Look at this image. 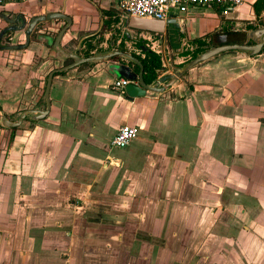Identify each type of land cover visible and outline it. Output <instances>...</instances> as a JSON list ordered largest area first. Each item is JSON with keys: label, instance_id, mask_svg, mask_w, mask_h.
I'll return each mask as SVG.
<instances>
[{"label": "crops", "instance_id": "obj_1", "mask_svg": "<svg viewBox=\"0 0 264 264\" xmlns=\"http://www.w3.org/2000/svg\"><path fill=\"white\" fill-rule=\"evenodd\" d=\"M11 1L0 14L17 6L26 19L69 16L71 28L60 42L67 53L84 49L79 45L85 38L72 50L63 46L88 32L97 33L88 48L92 55L117 50H109V27L115 26L119 44L151 36L166 49V42L171 50L179 46L170 63L161 56V69H167L158 71L157 80L191 59L178 52L192 53L193 41L208 45L209 34L251 26L264 16L254 14L256 0L231 10L190 9L156 36L127 30L129 18L116 0ZM45 22L12 52L9 66L0 65V111L8 117L44 110L47 76L68 62L53 48L60 30L38 29ZM221 55L157 97L133 101L113 88L120 77L109 71L111 59L54 74L44 119L29 115L16 128L0 126V264H264V219L253 213L264 215V164L255 165L249 153L264 157V105L257 106L264 53L241 60ZM181 58L188 61L179 63ZM126 65L133 71L135 65ZM121 125L136 127L137 135L119 149L110 143ZM227 161L246 163L257 176L229 190ZM226 210L235 215L226 219ZM188 239L187 250L179 247Z\"/></svg>", "mask_w": 264, "mask_h": 264}, {"label": "water", "instance_id": "obj_2", "mask_svg": "<svg viewBox=\"0 0 264 264\" xmlns=\"http://www.w3.org/2000/svg\"><path fill=\"white\" fill-rule=\"evenodd\" d=\"M51 20H60L65 23L64 27L58 32L53 48L60 54L62 61L70 60L73 63L52 70L46 79L44 93L42 101L45 103L46 107L44 110H24L16 114L10 120L6 115L0 111V126L6 129H12L18 127L22 121L30 115L32 121H39L44 119L50 108L49 103V90L51 87V82L54 74L67 72L69 70L75 69L83 64H93L95 62H101L105 60H113L114 64L108 67L109 71L114 75H117L120 78L126 79L129 83L124 88V93L128 101H133L135 98L141 97H157L159 94L165 90L172 87L177 81L182 78L187 72L196 68L197 66L213 59L214 57L221 55L226 52L231 53V58L233 60H241L246 58H252L260 53L264 49V26L255 30H250L247 32L245 42H253L252 45H238L237 41L240 40L238 34L231 36L232 40H226L227 42L232 41L235 44H223L219 46H212L205 49L202 53L197 55L195 58L189 60L187 63L183 64L178 68L177 71L173 72L171 75H166L156 80L152 85L145 84L143 80V67L141 62L134 57L131 53L122 52L119 50H112L107 53H98L96 55H91L89 57L81 58L77 54L78 47L71 53H67L61 48V39L69 29L72 24V20L69 16L63 13H50L46 16H40L32 18L26 31V44L29 43V36L33 31L34 27L39 22L51 21ZM174 24V21L168 20L166 22L160 21H150L144 19L129 18L126 20V28L129 31L136 32H148L155 34L156 36L163 34L165 27ZM125 37L129 38V34L125 33ZM229 37V36H228ZM230 38V37H229ZM26 46V45H24ZM80 47V45H79ZM23 47H15L14 49L18 50ZM124 59L120 61L119 59ZM125 63V64H124ZM128 63L136 65L139 68L138 74L134 73L129 67ZM163 71V69H161Z\"/></svg>", "mask_w": 264, "mask_h": 264}, {"label": "rangeland", "instance_id": "obj_3", "mask_svg": "<svg viewBox=\"0 0 264 264\" xmlns=\"http://www.w3.org/2000/svg\"><path fill=\"white\" fill-rule=\"evenodd\" d=\"M26 0H23V1H11L13 3H21V2H25ZM104 3L108 2V3H113L114 4V1L115 0H103ZM17 6H13L11 8H7V9H11L10 11L9 10H6V11H2L1 13L5 16H7L9 19L12 18L15 14H17V12L15 11H18L19 9L16 8ZM250 8V6L248 4H245L244 7L242 8V11L246 14H248V9ZM24 18H29L27 16H24ZM263 21H264V16L263 17H260V18H256V19H252L251 20V23L250 25H261L263 24ZM10 22V21H8ZM91 24H95V21ZM64 25V22L63 21H60V20H53V21H49V22H45V23H42L38 29H42V30H46L47 28H53L54 29V34L56 35L57 32L59 31L60 28H62ZM10 23H5V21L1 20L0 19V30L2 29H7V35H5L1 41H0V65H4V66H9L10 64V60H13L11 59V55H13L12 52H14L16 49L14 48H11L13 45H23L24 44V34L23 32L21 31V29H16L17 27H10ZM246 25L245 24H236L235 25V29H242L244 28ZM19 27V26H18ZM71 28V27H70ZM69 28V29H70ZM120 29H123L122 28V25L119 26ZM16 29V30H15ZM36 29L34 34L31 36L32 38L35 37V33L36 31L38 30ZM109 29L112 30L113 32V36H115L116 32L119 31L117 30L116 26L111 28L109 27ZM15 30V31H14ZM80 36V35H79ZM78 36V37H79ZM102 39L104 38H101V39H98V42L97 40H95V42L93 44H95V46H98L99 45V41H103ZM109 39H110V36H109ZM76 40H72L70 41L69 43L65 44L63 46L64 49H69V50H72L73 49V46H76ZM63 41H65V37L63 38ZM62 41V42H63ZM121 44H119L118 42L116 43V41L113 39V48H116L117 50H121V47H120ZM124 45V49L123 50H126L125 52H129V53H134L136 55H141V52L138 50V49H135L131 43H128L127 44L123 43ZM7 46H10L9 48H4V47H7ZM1 47H3L4 49H1ZM179 46H176L174 50H171L170 47H168V49L164 48L163 45H161L160 43L156 42V43H148L147 44V48L150 49L151 51L157 53L158 55H160V57L162 56H165V59L164 61L166 63H170L169 62V58H173L175 56L174 53L175 50L178 49ZM180 51V50H179ZM78 54L80 53L81 55L84 53L83 52V49L82 50H78L77 51ZM263 53H264V49H263ZM225 55H229V54H224V55H221V57H224ZM232 55V54H230ZM261 59V58H260ZM188 59L187 58H181L179 60V63H185L187 62ZM238 63H241V62H238ZM54 65V68H57L55 67L56 66V63L53 64ZM233 65H240V64H233ZM173 66H176V65H173ZM178 66V65H177ZM252 66V65H250ZM248 68H250L248 65H247ZM8 68V67H7ZM167 68L166 67H163V70L165 71ZM42 82V83H41ZM241 83V81L239 82ZM39 84L41 87H39ZM43 85H44V80L43 81H40L38 82V90L39 89H43ZM115 92V91H114ZM262 99H258L261 104H258L257 103V106L259 107H263L264 105V93H263V96H261ZM14 115L11 116V118H13ZM253 120H255L253 118ZM252 148V147H251ZM118 150V149H117ZM249 150V148L246 147V152ZM115 152V150H112ZM252 152V156L255 157V159L257 158V160L255 161V165H263L264 164V157H263V152L262 153H259V154H255L253 153V151H250L249 153L251 154ZM228 160V158H227ZM229 161V160H228ZM227 161V168H229V177H227V180H229V182L226 183V186L228 187L227 189L231 190L230 188L231 187H235V184L236 185H239V184H242L244 186L247 185L248 183V180H250V178H252L253 176L256 177L257 174H256V168L254 170V173L253 172H249V170L251 169V167H247V164L246 163H242L240 161H238V163L234 162V161H231V162H228ZM254 160H252L253 162ZM254 165V166H255ZM230 166V167H229ZM240 178H241V181H240ZM241 182V183H240ZM230 187V188H229ZM255 194L258 195V193L256 192ZM260 195H258L259 197ZM263 212V211H262ZM226 216L227 218L226 219H229V218H232V216H234L235 214L233 213L232 210H226ZM253 213L255 214V218L257 219H264V215L261 214V212H257V211H253ZM228 229V228H227ZM184 241V240H183ZM182 241V242H183ZM181 242V243H182ZM179 243V247L180 246H183L185 250L188 249V246H190L192 244V241H190V239H188L186 242H183L182 244Z\"/></svg>", "mask_w": 264, "mask_h": 264}, {"label": "built area", "instance_id": "obj_4", "mask_svg": "<svg viewBox=\"0 0 264 264\" xmlns=\"http://www.w3.org/2000/svg\"><path fill=\"white\" fill-rule=\"evenodd\" d=\"M17 1V0H15ZM118 9L127 18L166 22L174 15L187 13L190 9H207L215 6L231 10L243 4V0H116ZM9 0H0V10ZM145 41L150 43L151 36ZM129 82L120 78L113 82L114 89L122 90ZM137 135V128L121 125L111 140V146L122 149Z\"/></svg>", "mask_w": 264, "mask_h": 264}, {"label": "trees", "instance_id": "obj_5", "mask_svg": "<svg viewBox=\"0 0 264 264\" xmlns=\"http://www.w3.org/2000/svg\"><path fill=\"white\" fill-rule=\"evenodd\" d=\"M252 9L254 11V14L258 17L261 15V12H264V0H256L253 4H252ZM112 12V11H110ZM114 24H117L118 21L114 19ZM109 26H111V23H109ZM251 28V26H248ZM138 33V32H137ZM230 34V30H223L222 32H214L209 34V39L210 41L208 42V45L205 41L203 40H196L193 41L194 45L196 46V48L193 50L192 53L188 52H182L181 56H187V54H190V58L193 59L195 58L197 55H199L200 53H202L205 49L209 48L210 46H219L220 41L219 39H223V38H227ZM121 34L119 31L116 32L115 36H113L112 34V41L113 39L115 41H117L120 38ZM218 38V39H217ZM125 41L131 42L132 45L138 49L141 52V55H136L134 53H132V55L134 57H136L142 64L143 67V80L145 82V84L147 85H151L153 84L158 77V71L161 70L162 68V61H161V57L160 55H158L157 53L151 51L150 49L147 48V42L140 39V38H133L130 40H121V50L120 51H126L123 50L124 49V45L123 43ZM219 41V42H216ZM262 53V52H261ZM134 73L138 74L139 72V68L135 65L134 69H133ZM264 122V120H263Z\"/></svg>", "mask_w": 264, "mask_h": 264}, {"label": "flooded vegetation", "instance_id": "obj_6", "mask_svg": "<svg viewBox=\"0 0 264 264\" xmlns=\"http://www.w3.org/2000/svg\"><path fill=\"white\" fill-rule=\"evenodd\" d=\"M0 19L1 20H3V21H5V23H10V26L8 27V28H10V27H17L16 29H21V31L23 32V36H24V44H26V31H27V27H28V25H29V23H30V21H31V19H26V18H24V16H22V15H19V14H15L12 18H8L7 16H5V15H3L2 13L0 14ZM8 21H10V22H8ZM264 24V23H263ZM263 24H261V25H251V28L250 27H248V25H246L244 28H242V29H232V30H230V34H229V37H225V38H223V39H219V41H220V45H223V44H235V42L233 43L232 41H229V42H227L226 40L228 39V40H232L231 39V36H234V35H236V34H238L239 36H240V40L239 41H237L236 42V44H238V45H252L253 44V42L252 41H250V42H248V43H246L245 42V40H246V36H247V32L248 31H250V30H255V29H258V28H261V27H263L264 25ZM64 25H65V23H64ZM64 25H63V27H64ZM19 26V27H18ZM62 27V28H63ZM102 27H103V24H102V26H101V29H102ZM15 29V30H16ZM61 29V28H60ZM59 29V30H60ZM14 30V31H15ZM7 29H2V30H0V41H1V39L5 36V35H7ZM97 32V31H96ZM95 34V33H94ZM31 35V34H30ZM97 36V33L94 35V37H93V33H90V32H88V33H86L84 36H82L80 39H78V41H77V43L76 44H78V42H80L81 41V39L82 38H85V40L83 39V41H82V43L84 44V45H82V43H81V45L80 46H84V49L83 50H85L86 51V48L88 49V48H90L91 47V41H92V39H94L95 37ZM30 37V36H29ZM155 39V40H154ZM152 38V41L150 42V43H156L157 41H158V39L155 37V38ZM219 41H216V42H219ZM109 50H110V48H112L113 47V41H112V35L110 36V39H109ZM158 43H160L161 45H164L163 43H161V42H159L158 41ZM21 45H13L11 48H15V47H20ZM10 46H7V47H4V48H9ZM166 47L168 48V42H166ZM3 47H1V49H4ZM106 50H108V48H105ZM89 51H87V52H84L82 55L80 54V57L81 58H85V57H89V56H91L92 54H95L96 52H94V53H91V50L90 49H88ZM182 52L183 51H179L178 53L179 54H182ZM231 53H233V52H226L225 54H231ZM191 60V59H190ZM71 63H73V61H70V60H68V62H66V64H64V66H66V65H69V64H71ZM78 69H81V71H85V70H88V68L90 69V66H88L87 64H83V65H80V66H78L77 67ZM76 69V68H75ZM8 117V116H7ZM8 118H11V116H9ZM14 121V120H13ZM26 121V119L25 120H23V122H25ZM13 129V128H12Z\"/></svg>", "mask_w": 264, "mask_h": 264}]
</instances>
